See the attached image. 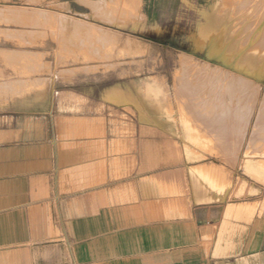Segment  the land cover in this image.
<instances>
[{
  "label": "crops",
  "instance_id": "0c3cea01",
  "mask_svg": "<svg viewBox=\"0 0 264 264\" xmlns=\"http://www.w3.org/2000/svg\"><path fill=\"white\" fill-rule=\"evenodd\" d=\"M20 12L0 45V264H264V129L243 149L259 155L238 165L229 143L222 158L220 113L180 116L173 69L54 59L46 73L43 41L8 37L23 38Z\"/></svg>",
  "mask_w": 264,
  "mask_h": 264
},
{
  "label": "rangeland",
  "instance_id": "374dc122",
  "mask_svg": "<svg viewBox=\"0 0 264 264\" xmlns=\"http://www.w3.org/2000/svg\"><path fill=\"white\" fill-rule=\"evenodd\" d=\"M25 1L44 7L32 16V8L0 6L1 46L4 27L12 23L6 19L16 18L11 10H24L29 12L25 21L13 23L24 28L23 38L15 31H8V37L18 38L19 45L43 41L46 73L52 72L54 59L63 65L134 63L145 64L146 69L163 63L165 67L156 71L173 69L168 89L180 116H192L196 111L220 113L216 121L222 158L229 152L224 149L229 143L236 144L238 165L261 153L243 149L247 137L260 141L264 129V68L247 63L264 60V0H124L108 3L103 11L79 1L93 14L75 6L71 10L63 4L57 6L63 0ZM63 14L74 19L67 17L70 21L65 22ZM92 18L106 24L91 22ZM101 29L112 32L104 34ZM0 78L3 90V75ZM208 121L212 120H204Z\"/></svg>",
  "mask_w": 264,
  "mask_h": 264
},
{
  "label": "bare ground",
  "instance_id": "6f19581e",
  "mask_svg": "<svg viewBox=\"0 0 264 264\" xmlns=\"http://www.w3.org/2000/svg\"><path fill=\"white\" fill-rule=\"evenodd\" d=\"M60 4H63V7H65V6H67V4L63 1L62 3H59V5L57 4V6H60ZM22 15L23 13H21L20 12V10H18V11H16V13L15 14H17V15H19V13ZM23 12V11H22ZM36 14V13H35ZM38 15V14H37ZM63 20L66 22L67 20H69V19H67V17H69L67 14H63ZM70 21V20H69ZM240 62H244V61H242V60H239ZM247 60H245V62H246ZM247 63H249V64H254V65H258L259 67H260V69L263 67L264 68V60L263 61H257V62H254V61H247ZM256 70V69H255ZM257 70H258V67H257Z\"/></svg>",
  "mask_w": 264,
  "mask_h": 264
}]
</instances>
